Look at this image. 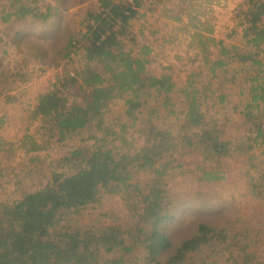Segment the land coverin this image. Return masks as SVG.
Here are the masks:
<instances>
[{
	"label": "trees",
	"instance_id": "16d2710c",
	"mask_svg": "<svg viewBox=\"0 0 264 264\" xmlns=\"http://www.w3.org/2000/svg\"><path fill=\"white\" fill-rule=\"evenodd\" d=\"M197 1L1 0L0 42L2 32L20 40L17 24L47 22L59 8L86 3L87 17L74 33L55 28L72 72L58 69L24 115H0V164L30 154L38 173L42 155L52 158L32 185L13 170L4 180L0 264H264V0L239 4L225 38L200 20ZM148 10L166 20L149 21ZM170 51L175 62L162 63ZM74 84L78 92L65 94ZM111 103L119 108L107 117ZM68 140L71 148L50 149ZM105 196L122 210L106 209ZM207 203L226 210L221 222L199 220L175 244L166 224L177 205ZM89 207L115 217L80 221Z\"/></svg>",
	"mask_w": 264,
	"mask_h": 264
},
{
	"label": "rangeland",
	"instance_id": "374dc122",
	"mask_svg": "<svg viewBox=\"0 0 264 264\" xmlns=\"http://www.w3.org/2000/svg\"><path fill=\"white\" fill-rule=\"evenodd\" d=\"M64 1L66 5V2H73V0ZM93 1L97 2V0ZM243 1L244 0H198L196 2L197 6L200 5L201 7V10H198L200 12L198 16L201 18L200 20H211L214 28V31H212L213 34L218 37L225 38V36L230 33L231 27L236 23L235 20L239 17L236 15V7ZM86 6V3H82L67 10L59 8L58 13L56 14L57 16L51 17L47 22H43L41 19L33 17L28 18L23 23L16 25L15 30L18 28L24 30L20 40L12 39L14 36L13 32L1 33L7 42H0V89H2L0 92V115L3 113H7V117L12 115H24L28 102L34 101L36 95L42 91L50 83V81H53L58 69H63L64 66H67L72 72V67L76 65V62L71 60L74 56H70V59L67 57L66 60L60 59V56L58 57L59 51H57V49L66 43L67 40L66 38H63L60 33L56 35L54 32L56 26H62L63 28L67 27L68 29L70 28L73 33L80 30L83 27L82 22H86ZM146 6H152L150 0H146ZM204 11L206 12L205 16ZM146 16H149V21L151 22L152 20H166L163 16L157 18L155 14H152V10H148ZM56 20H58V24ZM4 29L5 25L0 21V30L3 31ZM134 30L138 31L136 28H134ZM144 34H147V38L151 37L148 34L147 29H144ZM229 40L232 39L229 38ZM17 42L20 43L18 48ZM149 42H151L152 45V41ZM129 47H133L131 42L128 43V48ZM11 50L17 51L18 53L12 52ZM19 50H21V53H19ZM40 52L45 54V60L39 57ZM154 52H156L155 48ZM154 52L151 53L154 54ZM171 55L172 51H170L166 57H163L162 63L167 64L168 60L175 62V60L171 58ZM68 59L69 63L67 61ZM55 61H57L59 65L57 64L54 66L52 63ZM186 64L187 63L184 65L180 64V68H186ZM7 66H11V69L9 70V68H6ZM20 68L21 71L19 72L20 74H18L17 72ZM2 70L5 71V74H3ZM9 74H11L10 78ZM184 76V72L182 73L181 71L179 74L180 80L183 79ZM13 78L17 81H13ZM77 90L78 85H70L67 87V92L65 94H70L72 96L74 93L78 92ZM9 94H14L15 97L12 98ZM118 103H120V101H118ZM112 104L113 103L108 104V106L104 109V115L107 117L112 116L119 108L117 103H114L116 105L111 106ZM110 106L111 108L107 110ZM18 116L8 119L9 122L12 121L14 124V121L18 120ZM31 128L32 132L38 131V129L41 131V126H36V123L32 124ZM12 131L13 129H10L9 134L13 133ZM4 134L8 135L6 133ZM36 135L38 134L36 133ZM71 147V140H68L62 143L53 142L50 149L52 148L53 150L61 152ZM29 155L19 154L11 157L7 160V163L4 162L3 164H0V168H3V174H0L2 183L0 192L4 193V191H6L5 193H9V190L11 189L9 187L10 185L8 186L4 180L12 178L13 173H10L11 170L15 171V173L22 174L20 178L22 182L28 186L32 185L34 181L36 182V180L41 176V171H48L51 168L50 160L52 158L45 157L43 154L42 161H37V167L41 171L36 173L34 170V164H31V162L28 161ZM5 160L6 159H4V161ZM221 187L220 195L226 198L229 197L231 193L230 186L223 184ZM102 204L106 209H115L118 212L122 210L118 199L115 197H102ZM257 206L258 205H254L250 208L249 211L252 216L253 212L256 214ZM225 208L228 209L230 207L226 206ZM252 209L253 212L251 211ZM225 211V209L221 210L215 207L209 209L208 203L203 206L177 205L174 217L166 224V229H168L170 237L176 244L194 232V225H196L199 220L207 219L221 222V217L224 215ZM106 212V210L101 208L92 210L89 207L86 211L84 210V215L81 216L80 221L84 218L85 222L90 224H107L113 217H115V215Z\"/></svg>",
	"mask_w": 264,
	"mask_h": 264
}]
</instances>
